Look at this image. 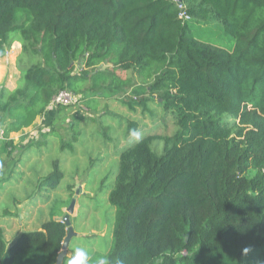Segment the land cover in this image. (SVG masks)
<instances>
[{"label":"trees","instance_id":"16d2710c","mask_svg":"<svg viewBox=\"0 0 264 264\" xmlns=\"http://www.w3.org/2000/svg\"><path fill=\"white\" fill-rule=\"evenodd\" d=\"M13 41L19 77L0 90V153L61 89H120L128 71L153 81L126 104L160 125L121 149L110 246L91 260L264 264V0H0V57ZM61 178L55 165L39 186ZM66 232L51 213L7 246L0 226V264H56Z\"/></svg>","mask_w":264,"mask_h":264},{"label":"rangeland","instance_id":"374dc122","mask_svg":"<svg viewBox=\"0 0 264 264\" xmlns=\"http://www.w3.org/2000/svg\"><path fill=\"white\" fill-rule=\"evenodd\" d=\"M211 34L214 35L206 36ZM20 52L21 43L13 41L0 57V90L17 86ZM82 63H75V71L82 68ZM111 66L106 61L99 69ZM120 73L133 76L129 86L76 94L73 102L61 105L58 111L57 105L51 103L49 112L36 118L32 126L9 134V138L13 137V147L8 153H0V225L5 226L8 242L21 231L38 229L51 213L61 219L74 198L69 216L73 234L62 264H67L75 247H85L90 255L93 251L105 252L110 246L114 208L107 194L121 149L135 141L132 132L126 134L127 124L137 121L134 131L140 137L153 124L160 125L139 107L130 110L126 104L147 95L153 81L132 71ZM79 97L94 101L87 107ZM156 102L150 100L147 106L156 115H162L163 110ZM55 165L62 172L59 184L55 188H41L40 178ZM253 173V169L246 172L248 176ZM164 262L163 258L155 263Z\"/></svg>","mask_w":264,"mask_h":264},{"label":"clouds","instance_id":"9594fccd","mask_svg":"<svg viewBox=\"0 0 264 264\" xmlns=\"http://www.w3.org/2000/svg\"><path fill=\"white\" fill-rule=\"evenodd\" d=\"M131 135L138 142L140 140V134L133 131ZM67 264H111L110 259L107 256H99L95 260H91L89 252L85 247H75L72 250V254Z\"/></svg>","mask_w":264,"mask_h":264},{"label":"water","instance_id":"95a60500","mask_svg":"<svg viewBox=\"0 0 264 264\" xmlns=\"http://www.w3.org/2000/svg\"><path fill=\"white\" fill-rule=\"evenodd\" d=\"M73 207H74V198L71 199L67 207V213L61 218V221L66 225L67 232L62 242L61 251L57 255L56 264H61V262L63 261L65 254H66V247H67L68 241L71 235L73 234L72 227L70 226V220H69V216H70V213H72L73 211Z\"/></svg>","mask_w":264,"mask_h":264},{"label":"built area","instance_id":"2783aa9c","mask_svg":"<svg viewBox=\"0 0 264 264\" xmlns=\"http://www.w3.org/2000/svg\"><path fill=\"white\" fill-rule=\"evenodd\" d=\"M180 16H185L186 14L183 10L180 11ZM75 99L74 93L68 89H61L53 96L51 103L55 105H67L73 102ZM183 253V252H182Z\"/></svg>","mask_w":264,"mask_h":264},{"label":"crops","instance_id":"0c3cea01","mask_svg":"<svg viewBox=\"0 0 264 264\" xmlns=\"http://www.w3.org/2000/svg\"><path fill=\"white\" fill-rule=\"evenodd\" d=\"M50 106H51V103H50ZM47 112H49V110H48ZM37 118H39V117H37ZM34 122H35V121H34ZM32 125H33V124H32ZM32 125H31V126H32ZM29 127H30V126H29ZM26 128H27V127H26ZM26 128H23L22 130H24V129H26ZM22 130H21V131H22ZM19 132H20V131H19ZM11 133H12V134H16V133H18V132H11ZM10 138L13 140L12 135L10 136ZM14 143H15V142H14ZM0 219H2V216H0ZM0 226H1L2 229H3V237H4V239H5V235H6V232H5V226H4V224H1ZM36 229H37V228H36ZM21 232H22V231H21ZM18 234H19V233H18ZM18 234H17V235H18ZM17 235H16V236H17ZM12 239H13V238H12ZM12 239H11L9 242H8V240L5 239L6 245H9V244L11 243ZM7 243H9V244H7Z\"/></svg>","mask_w":264,"mask_h":264}]
</instances>
